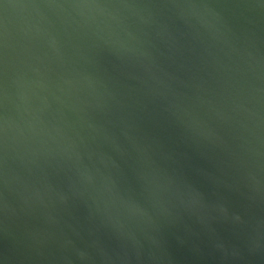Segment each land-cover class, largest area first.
I'll return each instance as SVG.
<instances>
[{
    "label": "water",
    "instance_id": "water-1",
    "mask_svg": "<svg viewBox=\"0 0 264 264\" xmlns=\"http://www.w3.org/2000/svg\"><path fill=\"white\" fill-rule=\"evenodd\" d=\"M0 264H264V0H0Z\"/></svg>",
    "mask_w": 264,
    "mask_h": 264
}]
</instances>
